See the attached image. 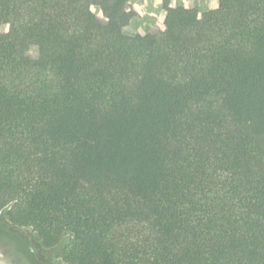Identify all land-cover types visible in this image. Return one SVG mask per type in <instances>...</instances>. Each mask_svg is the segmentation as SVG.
<instances>
[{"label":"trees","instance_id":"1","mask_svg":"<svg viewBox=\"0 0 264 264\" xmlns=\"http://www.w3.org/2000/svg\"><path fill=\"white\" fill-rule=\"evenodd\" d=\"M180 1L0 0V228L54 264H264V0Z\"/></svg>","mask_w":264,"mask_h":264},{"label":"rangeland","instance_id":"2","mask_svg":"<svg viewBox=\"0 0 264 264\" xmlns=\"http://www.w3.org/2000/svg\"><path fill=\"white\" fill-rule=\"evenodd\" d=\"M165 0H140L143 7L141 17L134 18L130 25L124 30L128 36L144 35L148 29L154 25L162 23L165 19L163 2ZM173 4L181 5L180 0H168ZM212 1V0H211ZM215 5L201 6L199 11H207L217 8V0H213ZM138 2V0H136ZM97 12V9H93ZM31 56L36 54V49L32 48ZM0 228V264H54L53 256L57 248L44 249L37 242L36 237L29 230H20L23 237L19 242L16 236L5 234Z\"/></svg>","mask_w":264,"mask_h":264},{"label":"crops","instance_id":"3","mask_svg":"<svg viewBox=\"0 0 264 264\" xmlns=\"http://www.w3.org/2000/svg\"><path fill=\"white\" fill-rule=\"evenodd\" d=\"M132 1V3L133 4H135L136 6H138V8H139V10H140V14H139V16L138 17H141L142 16V14H143V7L141 6V4H140V0H138V2H136V0H131ZM165 1H168V0H165ZM170 2V1H169ZM171 3V2H170ZM198 3H200V5L201 6H209V5H212V6H214L215 5V2L212 0H195V5L197 6V8L199 9V5H198ZM171 4H173V3H171ZM173 5H178V4H173ZM217 5H218V3H217ZM179 6V5H178ZM164 10V9H163ZM212 10H214V9H212ZM207 11H210V10H207ZM207 11H205V12H207ZM165 12V11H164ZM200 12H203V11H200ZM165 17H166V13H165ZM133 21V20H132ZM131 21V22H132ZM159 24H161V23H159ZM154 25H156V24H154ZM154 25H152L149 29H148V31L154 26ZM147 31V32H148ZM146 32V33H147Z\"/></svg>","mask_w":264,"mask_h":264},{"label":"flooded vegetation","instance_id":"4","mask_svg":"<svg viewBox=\"0 0 264 264\" xmlns=\"http://www.w3.org/2000/svg\"><path fill=\"white\" fill-rule=\"evenodd\" d=\"M4 231V229H2ZM17 236L19 237V230L17 231Z\"/></svg>","mask_w":264,"mask_h":264}]
</instances>
